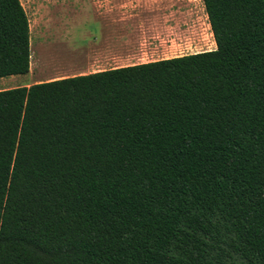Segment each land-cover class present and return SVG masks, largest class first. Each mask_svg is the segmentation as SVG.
<instances>
[{"label":"trees","instance_id":"trees-1","mask_svg":"<svg viewBox=\"0 0 264 264\" xmlns=\"http://www.w3.org/2000/svg\"><path fill=\"white\" fill-rule=\"evenodd\" d=\"M202 3L211 50L0 89V264H264V0Z\"/></svg>","mask_w":264,"mask_h":264},{"label":"rangeland","instance_id":"rangeland-1","mask_svg":"<svg viewBox=\"0 0 264 264\" xmlns=\"http://www.w3.org/2000/svg\"><path fill=\"white\" fill-rule=\"evenodd\" d=\"M102 1L104 4L106 0ZM129 1L132 0L111 1V5L121 2V9L167 10L166 22L171 26L168 33L179 45L174 43L164 56H180L215 48L202 0H133L136 7L130 6ZM20 2L30 27V69L26 74L0 78V89L21 86L31 77L37 82L63 75L61 61L67 55L65 35L72 26L81 22V9H99L97 0Z\"/></svg>","mask_w":264,"mask_h":264},{"label":"crops","instance_id":"crops-1","mask_svg":"<svg viewBox=\"0 0 264 264\" xmlns=\"http://www.w3.org/2000/svg\"><path fill=\"white\" fill-rule=\"evenodd\" d=\"M97 1L99 9H81V22L65 35L64 72L52 79L174 57L164 56L174 43L179 45L168 33L166 9H121V2L111 5L116 0ZM32 83L33 77L21 86Z\"/></svg>","mask_w":264,"mask_h":264},{"label":"bare ground","instance_id":"bare-ground-1","mask_svg":"<svg viewBox=\"0 0 264 264\" xmlns=\"http://www.w3.org/2000/svg\"><path fill=\"white\" fill-rule=\"evenodd\" d=\"M33 60V59H32ZM33 63V62H32Z\"/></svg>","mask_w":264,"mask_h":264}]
</instances>
